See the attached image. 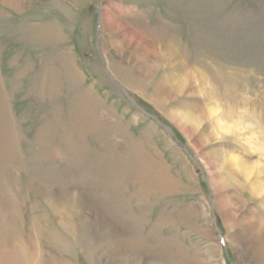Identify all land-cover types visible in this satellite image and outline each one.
<instances>
[{
	"label": "rangeland",
	"instance_id": "374dc122",
	"mask_svg": "<svg viewBox=\"0 0 264 264\" xmlns=\"http://www.w3.org/2000/svg\"><path fill=\"white\" fill-rule=\"evenodd\" d=\"M7 1L0 264H264V0Z\"/></svg>",
	"mask_w": 264,
	"mask_h": 264
},
{
	"label": "bare ground",
	"instance_id": "6f19581e",
	"mask_svg": "<svg viewBox=\"0 0 264 264\" xmlns=\"http://www.w3.org/2000/svg\"><path fill=\"white\" fill-rule=\"evenodd\" d=\"M7 1V0H6ZM8 2V1H7ZM6 2V3H7ZM9 3V5H11V2H8ZM104 16V22H105V24H106V27L109 29V31L111 32V33H116L117 31H119V32H121V30H120V28L121 27H119L120 25H119V23L117 22V20L110 14V13H108V12H105V14L103 15ZM103 19V18H102ZM123 31V30H122ZM130 32V31H129ZM128 35H131V33H127V35L126 36H128ZM133 36V35H132ZM133 38H128L127 39V42H132L133 40H132ZM174 114V113H173ZM170 115H172V114H170ZM171 120L175 123V124H177V126L178 127H180L185 133H187V134H189V135H191L192 133L189 131V130H191V129H189L188 128V126H190V124H194V127H198V124H199V122H196L194 119H193V117L191 116V115H187V114H183V116H178L177 114L176 115H173V116H171ZM222 125H224V124H222ZM226 127V126H225ZM224 127V128H225ZM221 129H222V127H221ZM228 162H230L229 164L230 165H232L233 166V168L234 169H236L237 171H238V173H240L242 176H250V174L251 173H253V171H255L256 170V168L254 167H251L250 169L249 168H247V167H244L242 164H241V162L239 161V159L237 158V157H230L229 158V161ZM214 185H215V189H216V192H217V195L219 196V202L221 203V205H222V207H224L225 206V197H224V195H223V192L221 191V190H223V188H224V186H223V184H221L219 181L218 182H215L214 183ZM220 193V194H219ZM7 239H9L8 237H7V235L5 236ZM5 238V239H6ZM9 241V240H8ZM10 243V242H9ZM16 246V245H15ZM19 249H17L16 248V250H15V252L14 253H21L22 255H24V259L26 260V261H29L28 260V258L29 257H27L26 256V253H25V251L24 250H19ZM10 253V255H8L7 256V258H6V262H12L13 261V253L12 252H9ZM31 259V258H30Z\"/></svg>",
	"mask_w": 264,
	"mask_h": 264
}]
</instances>
